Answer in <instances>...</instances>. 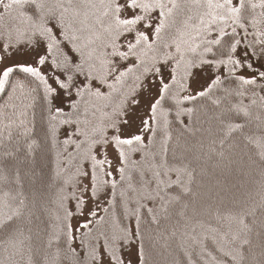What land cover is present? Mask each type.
Here are the masks:
<instances>
[{
	"label": "snow or ice",
	"instance_id": "snow-or-ice-1",
	"mask_svg": "<svg viewBox=\"0 0 264 264\" xmlns=\"http://www.w3.org/2000/svg\"><path fill=\"white\" fill-rule=\"evenodd\" d=\"M13 12L24 27L0 38V115L39 102L75 169L65 234L80 233L90 264H147L145 215L159 223L194 180L169 160L171 129L189 130L204 102L264 92V0H0V18ZM228 110L248 116L242 100Z\"/></svg>",
	"mask_w": 264,
	"mask_h": 264
},
{
	"label": "trees",
	"instance_id": "trees-1",
	"mask_svg": "<svg viewBox=\"0 0 264 264\" xmlns=\"http://www.w3.org/2000/svg\"><path fill=\"white\" fill-rule=\"evenodd\" d=\"M197 11L178 12L177 18L195 16ZM1 26L16 31L24 23L13 12L0 18ZM259 27L264 28V20ZM252 39L249 35L241 50ZM250 62H260L258 47ZM261 97L264 92L254 87L245 97H230L219 107L204 102L191 118L185 117L189 130L171 129L169 160L175 154L195 169L194 180L189 185L191 193L160 213L159 223L145 215L142 227L152 238L147 264H225L224 254L235 256L228 264H264ZM241 100L246 117L228 110ZM25 105L0 115V224L12 217L7 227H0V264H90L80 233L74 240L70 232L65 234L73 162L50 139L39 102L34 107ZM229 123L243 126L230 131ZM183 179L187 182V177ZM236 216H245L248 229L233 219ZM108 227L117 230L119 225L110 222ZM237 234L240 238L233 241ZM243 239L249 243L241 259ZM69 244L78 254L70 252Z\"/></svg>",
	"mask_w": 264,
	"mask_h": 264
},
{
	"label": "rangeland",
	"instance_id": "rangeland-1",
	"mask_svg": "<svg viewBox=\"0 0 264 264\" xmlns=\"http://www.w3.org/2000/svg\"><path fill=\"white\" fill-rule=\"evenodd\" d=\"M19 20V19H18ZM4 27V28H3ZM9 28H11L10 26L8 27H6V26H1L0 27V38H4V37H7L10 33L11 34H13V35H15V33H16V31L15 30H9ZM205 76H206V74H204ZM246 75H247V73H246ZM199 189H197V191H198ZM78 233V232H77ZM76 233V234H77Z\"/></svg>",
	"mask_w": 264,
	"mask_h": 264
}]
</instances>
